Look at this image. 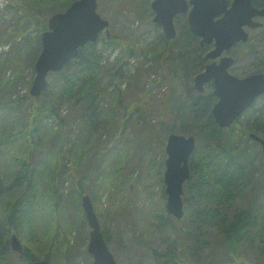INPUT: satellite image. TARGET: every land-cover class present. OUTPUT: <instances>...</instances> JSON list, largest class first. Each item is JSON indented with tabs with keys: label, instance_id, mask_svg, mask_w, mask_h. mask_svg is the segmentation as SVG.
Listing matches in <instances>:
<instances>
[{
	"label": "trees",
	"instance_id": "1",
	"mask_svg": "<svg viewBox=\"0 0 264 264\" xmlns=\"http://www.w3.org/2000/svg\"><path fill=\"white\" fill-rule=\"evenodd\" d=\"M73 1L36 0V7L28 6L23 12L29 20L26 19L16 33L26 36L24 42L28 49L24 54L31 51L30 67L40 53V35L48 28L49 16L64 11ZM136 1H139L137 6L143 9L141 13L134 14L135 18L140 20L141 16H151L149 0ZM260 3L253 0L256 6ZM36 11L40 12L38 16L33 15ZM128 12L132 15L136 11L131 9ZM174 22L177 28L174 39H166L160 30L140 49L133 41L113 33L107 40L100 38V47L98 40L80 47L78 55L61 70L48 74L47 89L39 97H30L31 100L43 101L48 97L44 94L50 91L59 100L57 105H47L43 101L44 106L36 105L21 115L16 108L21 99L12 100L8 96L0 101V264H11L12 234L18 238L27 237L32 242L29 250L23 247L20 258L24 264L39 259L60 263L56 251L62 250L63 254L70 249L71 234L88 232L80 196L87 193L85 188L90 184L96 187L90 198L100 219L97 201L101 202L102 195L113 182L108 178L109 172L95 167L99 160L98 150L105 149L98 143L101 136L94 139L91 135L99 124L108 123L109 141L119 145L121 139L118 134L132 118L144 119L143 134L136 140L137 146L142 143L144 147L152 148L156 144L163 149L171 132L195 136V150L189 158L190 175L184 189L185 193L191 192L194 199L192 214L198 231L204 226L216 227L226 255L220 264H236L237 252L243 245L246 251L257 253V264H264V152L258 142L249 137L252 132L264 138V94L259 98L261 104L243 112L226 128H220L213 120L211 108L216 97L211 92H195L187 98L172 94L165 102V109H157L156 116L162 112L158 123L165 124V129L154 128L155 125L149 123L152 114H146L143 107L144 101L152 104V100L145 99L143 91L168 80L169 72L178 70L190 75L187 85L192 88V78L205 61V46H199L198 39L187 30L182 16L176 17ZM31 28L36 30L33 37L28 35ZM262 28L264 30V24ZM249 40L246 44L253 53L259 52L263 60L264 35ZM107 48L113 53L112 61L105 64L103 52ZM137 54L150 64L143 74L138 69L136 74L125 75L122 71L123 64L127 63L125 58ZM260 71L264 73V69ZM152 74L155 77H151ZM124 78L140 83L131 90V101L125 104L118 92L119 87L115 85L111 90L116 80ZM1 83L5 87L4 81ZM64 102L69 103L75 112L69 120L71 126H74L75 119L80 120L79 131L72 137L67 136V118L58 113ZM52 116L55 120H50ZM179 120L182 121L181 127L177 124ZM171 121L174 125L169 126ZM44 138H47V151L29 162L33 154L40 153ZM91 146L95 148L94 159L89 158ZM121 154L116 153L109 162L115 164V172L124 170L127 165L124 153ZM71 164L83 165L84 171H75ZM68 180L74 189L63 194ZM199 232L190 236L198 238ZM103 234L107 241L108 232L104 227ZM66 256L69 258L68 250ZM161 259L163 264H204L192 262L186 249L179 254L167 250Z\"/></svg>",
	"mask_w": 264,
	"mask_h": 264
},
{
	"label": "rangeland",
	"instance_id": "2",
	"mask_svg": "<svg viewBox=\"0 0 264 264\" xmlns=\"http://www.w3.org/2000/svg\"><path fill=\"white\" fill-rule=\"evenodd\" d=\"M138 2L136 0L134 2L133 0H97L98 14L109 21V35H106L104 30L100 33L97 38L98 47L102 44L100 38L107 40L108 36L113 33L124 40L133 41L140 49L159 33L161 28L152 21L153 15L141 16L140 20L135 18L134 14L141 13L143 9L142 6L141 8L140 5L137 6ZM28 6L36 7V0H0V101L8 96L12 100L21 99L20 105H16L21 115L27 114L36 105L44 106L42 105L43 101L47 105H57L59 101L56 100L55 93L51 94L50 91L47 95L44 94L48 97H45L43 101L31 100L30 98L33 96L29 93L30 85L28 86V82H32L34 77V64L33 67H30L28 63L31 59V51L26 52V55L24 54L25 49H28V44L26 45L24 42L26 36L16 33L23 27L26 19L29 20L23 14ZM131 9L136 11L132 15L128 12ZM39 14L40 12L36 11L33 15L38 16ZM249 32V41L261 34L264 35L263 28L251 29ZM15 35L17 36L15 37ZM28 35L30 37L35 36L36 30L31 28ZM240 50L241 48L238 50L239 54ZM112 53L110 48L103 52L105 64L112 61ZM239 57L230 68V72L233 74L241 75L254 70L260 72L261 68L264 69V59L262 60L259 52L249 55L243 53ZM125 61L127 63L123 64L122 67L125 75L136 74L138 69L140 74H143V70L150 64V61L138 54L125 58ZM151 77H155V74H152ZM189 77L190 75L183 71H170L168 80L159 82L160 84L155 83L153 87L143 91L145 92L144 98L152 100V104H145L143 100V107L146 108V114H152L149 123L155 125L154 128L165 129V124L158 123L162 112H159L158 116L156 115L158 107L162 111L165 109V102L169 100V96L173 94L178 98H187L195 93V90L187 85ZM2 81H4L5 87L2 86ZM115 85L119 87L118 92L121 93L125 104L131 101V90L137 88L140 83L135 79H118L114 82V86L112 85L111 90H114ZM58 113L67 118L68 123L65 125L67 136L72 137L74 133L79 131L80 120L75 119L74 126H71L69 120L73 118L75 112L67 102L60 105ZM52 119L55 120L53 116L50 117V120ZM143 121L144 119L132 118L127 124H124L122 133L118 134L119 139H121L119 145L109 141L111 138L108 123L99 124L96 131L91 135V138L94 139L101 136L98 143L100 148L105 149L103 151L98 150L99 160L95 167L105 173L109 172L108 178L113 182V185L108 188L109 190H105L101 202L97 201L99 204L97 211L102 228L104 227L108 232L107 245L114 259L117 264H163L161 258L167 250L179 254L182 249H186L194 263L213 264V262H217L220 264L226 255L219 241L218 230L213 225L204 226L200 232L198 231L193 221L194 199L191 197V192L187 191L183 196L184 212L180 218L176 219L167 212L165 208L167 196L163 179L166 157L165 144L163 149L156 144L152 148H146L142 143L137 146L136 140L143 134L141 130H144L142 128ZM168 124L169 126L174 125L173 121L168 122ZM177 124L181 127L182 121H177ZM46 140L47 138H44V142L41 144L43 147L40 148V153L33 154V157L28 160L29 162L37 160L47 151ZM35 144L37 145L38 142ZM94 152L95 148L91 146L90 159H94L92 157ZM116 153L119 156L124 153L123 157L127 160L125 169L118 172L114 171L115 164L109 163L112 158L116 157ZM71 167L75 171H84L83 165L78 167L71 164ZM70 183L69 180L65 182L63 194H69L74 189ZM85 189L89 196L96 192V187L93 184ZM167 214L171 217H168ZM77 232L70 236L72 241H69L70 249H66L63 254L62 250L56 251V256L60 257V263L51 260L53 264H76L77 261V264H89L93 260L87 251L88 232ZM197 232L201 234L200 237L190 236V234L193 235ZM19 241L27 250L31 248L32 242H29L27 237H19ZM67 250L69 258L66 256ZM237 253L239 258L236 264L258 263L257 253L252 250L246 251L244 245L239 248ZM71 255L74 256L70 259ZM10 258L11 264H24L14 251ZM66 260L68 261L66 262Z\"/></svg>",
	"mask_w": 264,
	"mask_h": 264
},
{
	"label": "water",
	"instance_id": "3",
	"mask_svg": "<svg viewBox=\"0 0 264 264\" xmlns=\"http://www.w3.org/2000/svg\"><path fill=\"white\" fill-rule=\"evenodd\" d=\"M264 1V0H262ZM152 21L159 25L167 39L176 36L173 19L177 14L188 11L190 31L201 37V43L214 41V48L207 54L214 58L237 42H246L249 29L262 26L264 6L256 7L252 0H151ZM109 21L97 12V0H74L64 11L50 15L47 29L41 32V50L34 63L35 74L29 93L39 96L47 87L49 72L59 71L78 55L81 46L94 42L104 30L106 35ZM233 63L231 56H224L218 64L214 62L194 77V87L203 91L204 84L211 78L217 101L212 106V117L221 127L229 126L249 107L256 97L264 93V74L253 73L236 77L227 71ZM249 137L259 142L264 152V138L250 133ZM195 137L171 132L165 141V208L175 218L183 214L182 186L189 178V158L195 150ZM80 205L89 230L87 251L92 264H117L109 250L91 199L88 194L80 197ZM10 248L21 253L23 247L16 234L10 237ZM28 264H51L48 260H34Z\"/></svg>",
	"mask_w": 264,
	"mask_h": 264
},
{
	"label": "flooded vegetation",
	"instance_id": "4",
	"mask_svg": "<svg viewBox=\"0 0 264 264\" xmlns=\"http://www.w3.org/2000/svg\"><path fill=\"white\" fill-rule=\"evenodd\" d=\"M233 0H227V3H228V6H230V4H231V2H232ZM261 3L259 4L260 6H256V5H254V6H256V7H263L264 6V1H262V0H259ZM151 2V1H150ZM252 3H253V0H252ZM149 5H150V3H149ZM150 7V6H149ZM188 11H189V9H188ZM188 11L186 12V13H180L179 15H176L175 16V18L176 17H178V16H182V18H183V20L185 21V25H186V27H187V30H189V32L192 34V35H194L191 31H190V28H189V23H188ZM150 14L151 15H153V12H152V10L150 9ZM262 20V25L264 24V18H259V17H256L254 20ZM174 24H175V22H174ZM157 26H159V25H157ZM185 27V28H186ZM262 27V26H261ZM261 27H259V28H261ZM161 28V27H160ZM175 28H176V25H175ZM176 30H177V28H176ZM246 30L248 31V33H249V37H250V32H249V30H251V29H249V28H247L246 27ZM197 39H198V44H199V46H205V51H204V63H203V66H202V68H201V70L200 71H198V72H196L195 74H194V76H193V78H192V81H191V87L195 90V92H197V93H199V94H205V93H212L215 97H216V101H217V96L214 94V92H213V90H214V84H213V79L214 78H211L207 83H205L204 84V89H203V91H198L195 87H194V77L198 74V73H200V72H202L203 70H205V68H206V66L207 65H209L210 63H212V62H214L215 64H218L219 62H220V60H221V58L222 57H224V56H231L232 58H233V63L227 68V71L230 73V74H232V75H234V76H236V77H244V76H247V75H250V74H253V73H258L259 71H256V70H254V71H251V72H248V73H244V74H241V75H236V74H233V73H231L230 72V68H231V66H233L234 64H235V62L238 60V58H240L239 56H240V54L241 55H243V53L246 55H249V54H251V53H253V51H252V49H250V47H249V45L248 44H246V42H237V43H235L231 48H229V49H226V50H224L219 56H217V57H214V58H211V57H208L207 56V54L209 53V51H211L213 48H214V41H211V42H209V43H201V37H199V36H196V35H194ZM254 46V45H253ZM239 48H241V50H240V54L238 53V50H239ZM239 54V55H238ZM254 54V53H253ZM261 72V71H260ZM263 73V72H262ZM191 88V89H192ZM264 94V93H263ZM263 94H261V95H259L258 97H256V99L254 100V102L249 106V107H247L243 112H245L246 110H248V109H250L252 106H254V105H257V104H261V100H259V98L263 95ZM259 100V101H258ZM215 101V102H216ZM258 101V102H257ZM214 102V103H215ZM214 103H213V105H214ZM212 105V106H213ZM211 110H212V108H211ZM242 112V113H243ZM242 113L240 114V116L242 115ZM214 120V119H213ZM236 120V119H235ZM216 123V122H215ZM234 123V121L231 123V124H233ZM217 124V123H216ZM230 124V125H231ZM218 125V124H217ZM229 125V126H230ZM219 126V125H218ZM220 127V126H219ZM228 127V126H227ZM221 128V127H220ZM251 133V132H250ZM249 133V134H250ZM252 139V138H251ZM252 140H254V139H252ZM255 141V140H254ZM257 142V141H256ZM258 144L260 145V143L258 142ZM260 147H261V145H260ZM262 148V147H261ZM185 195V189L183 188V196ZM183 202H184V200H183ZM98 221H99V226H100V230H101V232H102V234H103V228H102V226H101V224H100V219L98 218ZM89 227H88V234H89ZM103 238H104V240H105V242H106V244H107V241H106V239H105V237H104V234H103ZM108 246V245H107ZM109 248V247H108ZM110 250V249H109ZM112 253V252H111ZM23 254V251L21 252V253H16V255L17 256H19V258L21 257V255ZM113 255V254H112ZM45 260H47V259H45ZM49 261V260H48ZM93 261V260H92ZM92 261H91V264H92ZM116 261V260H115ZM49 262H51V261H49ZM30 263V262H29ZM52 263V262H51ZM28 264V263H27ZM53 264V263H52Z\"/></svg>",
	"mask_w": 264,
	"mask_h": 264
}]
</instances>
